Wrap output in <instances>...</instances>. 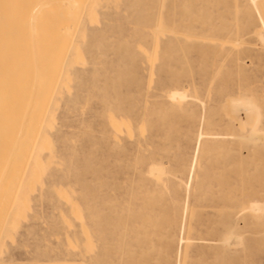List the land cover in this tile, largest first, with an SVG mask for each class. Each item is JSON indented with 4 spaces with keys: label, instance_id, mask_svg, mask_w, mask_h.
<instances>
[{
    "label": "rangeland",
    "instance_id": "obj_1",
    "mask_svg": "<svg viewBox=\"0 0 264 264\" xmlns=\"http://www.w3.org/2000/svg\"><path fill=\"white\" fill-rule=\"evenodd\" d=\"M86 5L0 264H264V0Z\"/></svg>",
    "mask_w": 264,
    "mask_h": 264
},
{
    "label": "bare ground",
    "instance_id": "obj_2",
    "mask_svg": "<svg viewBox=\"0 0 264 264\" xmlns=\"http://www.w3.org/2000/svg\"><path fill=\"white\" fill-rule=\"evenodd\" d=\"M87 1L0 0V232L10 220L13 204L20 198L22 201L23 190L30 183L29 173L44 122L48 112L54 111H49L53 83L63 72ZM176 94L186 96L179 91ZM239 103L252 105L245 99ZM258 202L249 203L248 209L264 210ZM242 218L248 220L246 215ZM236 222L230 217L224 220L215 259L226 255L233 261L236 250L230 245L240 227Z\"/></svg>",
    "mask_w": 264,
    "mask_h": 264
}]
</instances>
